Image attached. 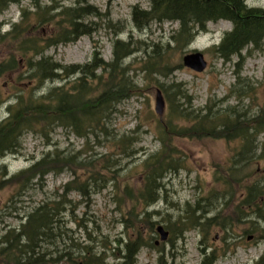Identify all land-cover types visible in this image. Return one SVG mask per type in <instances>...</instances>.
Listing matches in <instances>:
<instances>
[{
    "label": "rangeland",
    "instance_id": "rangeland-1",
    "mask_svg": "<svg viewBox=\"0 0 264 264\" xmlns=\"http://www.w3.org/2000/svg\"><path fill=\"white\" fill-rule=\"evenodd\" d=\"M76 2L77 0H40L44 9L53 4L57 7H67ZM246 2L251 7H264V0ZM90 3L100 12L99 17L90 16L87 19L96 23V31L74 42L49 47L46 54L61 64L70 65L88 62L99 50L103 58L109 61L113 57L114 42L117 39L128 41L132 38L138 51L125 60V65L131 69L129 75L137 86L136 91L116 106L107 123L108 133L100 137V143L91 142L83 147L84 139L71 133L67 128L58 127L50 134V139L33 132L25 133L21 137L20 151L0 158V218L3 219L0 221V237L5 234L8 226L20 225L21 218H15V215L19 214L16 212L14 215L15 208H21L20 214L23 217L28 212L26 207L29 196L19 193V185H24L25 178L29 176L20 172L56 148L65 155L85 150L83 156L94 158L96 154L112 153L115 140L124 135H134L137 138L132 148L134 155L131 157L124 153L114 155L118 159L114 168L116 172L108 175L114 180L109 181L104 189L97 193L91 192L89 196H82L78 191L67 194V198L71 200L68 213L64 217L66 221L64 239L67 247L72 246L76 215L87 208H92L95 216L93 226L95 224L101 226L103 233L97 234L98 243L95 244L98 264L100 258L105 260L104 264H124L126 246L135 240L146 244L141 247L136 264H160L161 255L163 259L165 258L166 264H204L205 261L209 263L210 259L207 258L213 254L215 258L213 264H257L259 261L260 264H264V219L257 218L255 207L251 210L241 209L244 214L241 221L229 230L218 224L222 223L221 219L210 221L203 218L205 212H209L210 217L216 212H222V216L226 215V212L241 215L242 211L238 206L245 192L238 185L229 182L226 175L227 167L240 147L239 140L175 136L173 143L178 149L177 154L185 158L183 168L159 179L162 182V190L158 188L160 199L152 205L146 206L142 201L131 199V196L139 193L143 183L142 163L145 157L162 149L159 140L160 126L164 127L171 102L159 85L167 87L173 82L182 84L195 109L213 105L215 110L236 106L242 112L256 114L264 108V45L260 50L252 47L245 49L243 55L246 57L238 66L237 57L225 62L212 49L221 41L225 32L232 29V23L228 20L208 23L207 31L198 34L189 46L178 49L173 43L168 46L174 31L179 28L177 22L153 23L145 30L135 27L132 21V8L135 5L148 8L147 0H90ZM24 9L27 10V16L23 21ZM37 11L34 0L12 4L0 15L1 34L10 31L14 23H18L19 28L24 29L22 38L29 33L38 35L37 38L40 39L56 34L55 24L46 22L33 32L35 29L31 26L37 23L35 15ZM152 44L166 49L172 66L168 76L157 75L159 84L150 79L143 70L146 54L152 51ZM15 50L16 42L11 37L0 38V60L10 53H15ZM193 51L204 53L208 61V66L203 72H196L183 63V57ZM17 60L19 69L26 70V60L20 56H17ZM18 74L8 73L0 78V100L5 101L0 105V123L8 115V104L14 102L21 89L30 90L28 80L25 78L19 80ZM239 76L247 78L252 88L245 96H238L231 91L235 84L240 86ZM75 77L68 80L72 81ZM62 83L65 82L48 81L38 89V94L55 84ZM158 89L163 92L165 100L162 115L156 112ZM255 157L257 156L252 158L250 165L242 172L247 183L264 178V159ZM76 170L77 173H74L71 168H66L58 175L50 172L44 178V187L38 185L31 194L37 200L42 199L45 195L43 192L60 197L65 192L66 184L74 180L81 184L88 179L89 169ZM37 178L38 176L32 181L35 182ZM198 201H201V205L195 210L200 223H195L181 235L176 234L177 228L187 226L186 224L190 226V219L187 220L189 217L187 207L193 210ZM155 210L160 212L161 222L170 231V239L167 241H161L157 232L155 234L158 237H152L155 230L149 228L144 219H151L153 216L151 213ZM250 212L253 213L252 216L249 215ZM157 240L160 241L159 244H156ZM105 249L107 255L106 253L100 255L99 252ZM65 264L69 263L65 260Z\"/></svg>",
    "mask_w": 264,
    "mask_h": 264
},
{
    "label": "trees",
    "instance_id": "trees-1",
    "mask_svg": "<svg viewBox=\"0 0 264 264\" xmlns=\"http://www.w3.org/2000/svg\"><path fill=\"white\" fill-rule=\"evenodd\" d=\"M22 1L0 0V15L12 4H19ZM147 1L148 8L133 6L132 21L140 30L147 29L153 23L177 22L179 28L174 31L168 46L172 43L178 49L189 46L198 34L207 31L208 23L219 20H228L232 23V29L225 32L221 41L212 47L223 61L230 62L237 57L236 64L240 66L246 57L243 55L245 49L252 47L260 50L264 45V7L248 6L245 0ZM34 5L38 11L35 14L37 23L31 26L35 29L33 32L46 22L54 23L57 33L43 39L32 33L22 38L24 29L19 28L18 23H14L13 28L5 34L0 32L1 39L11 37L17 48L15 53L8 54L7 59L0 60V78L8 73H19L18 79L25 78L30 85L29 91L21 89L14 102L8 104V115L0 123V158L7 154H17L21 149V137L25 133L33 132L50 139V134L58 127L67 128L71 133L84 139L83 147L91 142L100 143V137L108 133L107 123L116 106L132 92L135 93L137 87L129 75L131 69L125 65V60L138 51L132 38L128 41L117 39L114 42L113 57L109 61L103 58L99 50L88 62L70 65L61 64L46 54L49 47L74 42L96 31V23L87 19L90 16L99 17L100 12L90 0H77L76 4L67 7H57L53 4L45 9L41 7L40 0H34ZM26 11L23 10V21L27 16ZM1 25L0 23V29ZM151 48L152 51L146 54L143 70L150 79L159 84L157 75L168 76L172 66L166 49L157 44H152ZM17 56L26 60V70L19 69ZM74 76L76 77L72 81L68 80ZM48 81L65 83L55 84L38 94V89ZM238 83L240 86L235 84L231 90L236 95L245 96L252 90L247 78L239 76ZM159 87L171 102L164 127L160 126L159 140L162 149L145 157L142 163L143 183L136 196L130 194L131 199L142 201L146 206L152 205L160 199L158 188L162 190V182L159 179L183 168L185 158L177 154L178 149L173 143L175 136H207L227 141L236 139L240 141V147L227 167V180L245 192L240 200L239 209L246 207L251 210L255 207L257 218L264 219V178L247 183L242 176L243 170L250 165L254 156H257L255 159H264V108L256 114L242 112L236 106L218 110L214 109L215 105L195 109L182 84L173 82L170 86ZM3 103L5 101L0 100V105ZM136 141L134 135H124L114 141L112 153L96 154L94 158L83 156L85 150L65 155L56 148L20 172L33 180L36 176L44 177L50 172L58 175L66 168H71L74 173H77L76 168L89 169V176L85 182L78 184L74 180L64 186L65 192L60 195V201L55 207L48 206L45 210L32 214V226L26 230L28 234L36 235L35 224L38 222L47 225L66 223L64 217L68 213V205L71 204L67 194L78 191L82 196H89L91 192L97 193L104 189L109 181L114 180L108 176L116 172L114 168L118 159L114 155L124 153L131 157L135 153L132 148ZM200 205L201 201H198L193 210L187 207L189 216L187 220L190 219V226L184 222L187 226L177 228L176 234L181 235L195 223H200L195 210L200 208ZM241 211L240 217L244 215L243 210ZM218 224L222 226V223ZM51 233L52 228L49 227V234ZM10 234L11 230L6 231L1 239L8 242L12 238ZM16 237L21 236L17 233L14 238ZM144 245L146 244L139 240L129 242L126 246L124 264H136L137 255ZM65 257L66 261H72L73 256L70 252H66ZM15 259L17 258L12 256L8 246L2 248L0 264H11ZM209 259V263L205 261L204 264H213L214 254L207 258ZM160 262L166 264L163 255Z\"/></svg>",
    "mask_w": 264,
    "mask_h": 264
},
{
    "label": "flooded vegetation",
    "instance_id": "flooded-vegetation-1",
    "mask_svg": "<svg viewBox=\"0 0 264 264\" xmlns=\"http://www.w3.org/2000/svg\"><path fill=\"white\" fill-rule=\"evenodd\" d=\"M45 177L46 176L41 177L39 175L35 182H33L30 177H26V184L19 185V193H23L24 195L26 194L29 196L27 197L28 206L26 207L28 209V212H26V215L23 217L20 214L21 208H15L14 215L16 214V212L19 213L17 214V216L15 215V218H21L20 225L17 227L8 226L6 228V231L11 230L10 235L13 238H10L8 243L6 240L1 239L0 237V251L5 246L9 247V251L12 256L17 258L12 261L11 264H65L66 252H70L73 256L72 261H67V263L69 264H98V256H96L95 254V244L98 243L97 234L103 235V233L101 226H99L98 224H95V226H93L92 221L95 219V216L92 208H87L84 212H78V214L76 215L74 237L73 240H71L72 246L70 247H67L65 245L63 223H53L47 225L43 222H38L37 224H35L37 228L36 235H33L31 233L28 234L27 231L32 226V214H35L38 211H43L48 208V206L55 207L60 201L59 196L56 197L55 195H49L47 192H43L45 195L40 200H37V198H35V196L31 194L34 193V190L37 189L38 185L44 187ZM244 209L247 208L244 207ZM209 210H211V208L208 209V211ZM251 214L253 213L250 212L249 215ZM151 215H153L151 219H144H146L149 228L151 227L153 230H155L152 233V237L157 238L158 235L160 237L158 227L162 225L165 228V225L160 220L159 211L155 210L153 213H151ZM203 215V218L206 220L208 219L212 221H218V219H221L222 226L226 227L228 230L229 228H234V226H236V223H239L241 221V217L239 216V214H236L234 212H226V215L224 216H222V212H216L213 217L209 216V212H205ZM2 220L3 219L1 218V221ZM49 227L52 228L51 234H49ZM97 231H99V233ZM156 232L158 233V235L155 234ZM17 233H19V235L21 236L20 238H14ZM159 242L160 241L157 240L156 244H159ZM105 253L106 249L103 252H99L100 255ZM104 263L105 260L103 258H100V264Z\"/></svg>",
    "mask_w": 264,
    "mask_h": 264
},
{
    "label": "water",
    "instance_id": "water-1",
    "mask_svg": "<svg viewBox=\"0 0 264 264\" xmlns=\"http://www.w3.org/2000/svg\"><path fill=\"white\" fill-rule=\"evenodd\" d=\"M183 63L185 66L193 69L196 72H203L208 66V61L205 58L204 53L200 51H193L186 54L183 57ZM165 100L161 90H158L157 102H156V112L160 115L164 113ZM158 232L160 233V240L167 241L169 238V231L166 230L162 225L158 227ZM252 236L249 237L251 239Z\"/></svg>",
    "mask_w": 264,
    "mask_h": 264
},
{
    "label": "bare ground",
    "instance_id": "bare-ground-1",
    "mask_svg": "<svg viewBox=\"0 0 264 264\" xmlns=\"http://www.w3.org/2000/svg\"><path fill=\"white\" fill-rule=\"evenodd\" d=\"M245 2H246V0H245ZM247 3V2H246ZM248 5V4H247ZM249 6V5H248ZM13 238V237H12Z\"/></svg>",
    "mask_w": 264,
    "mask_h": 264
}]
</instances>
